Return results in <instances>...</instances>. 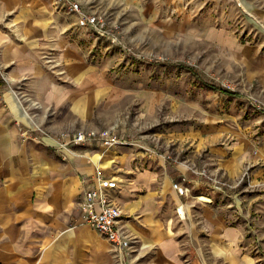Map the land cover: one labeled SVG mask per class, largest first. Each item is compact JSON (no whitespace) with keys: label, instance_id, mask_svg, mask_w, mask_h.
Masks as SVG:
<instances>
[{"label":"crops","instance_id":"1","mask_svg":"<svg viewBox=\"0 0 264 264\" xmlns=\"http://www.w3.org/2000/svg\"><path fill=\"white\" fill-rule=\"evenodd\" d=\"M144 1L81 0L97 8ZM77 20L76 13L56 10L53 0H0V264H264V254L253 253L264 252V159L246 151L197 159L195 150L184 155L163 142L172 158L158 159L149 156L144 138L129 133V141L111 147H58V134L115 120L109 111L117 79L106 60L92 59L78 32L91 31ZM48 55L60 64H47ZM118 130L123 138L125 128ZM98 170L117 181L108 192L133 238V248L120 256L86 222L81 205ZM239 182L261 186L245 196L259 214L254 237L244 220L228 221L224 208L213 205L216 196H227L222 205L237 207Z\"/></svg>","mask_w":264,"mask_h":264},{"label":"rangeland","instance_id":"2","mask_svg":"<svg viewBox=\"0 0 264 264\" xmlns=\"http://www.w3.org/2000/svg\"><path fill=\"white\" fill-rule=\"evenodd\" d=\"M137 5L100 8L111 13L108 27L116 42L78 31L92 59L106 60L117 79L118 97L109 111L115 120L101 129L125 128L124 135L157 148L158 159L170 153L164 146H178L182 154L195 150L197 159L213 153L215 161L246 151L262 161L264 0H145ZM45 60L54 68L60 64L57 55ZM122 139L129 141L126 135ZM241 182L232 198L237 207L222 205L227 196H216L213 205L224 208L228 221L244 220L254 237L259 214L245 196L261 186L242 187ZM254 251L264 254L262 248Z\"/></svg>","mask_w":264,"mask_h":264},{"label":"built area","instance_id":"3","mask_svg":"<svg viewBox=\"0 0 264 264\" xmlns=\"http://www.w3.org/2000/svg\"><path fill=\"white\" fill-rule=\"evenodd\" d=\"M53 5L59 11L76 13L79 27L86 28L97 36H105L112 42H116L117 37L108 27V22L111 19V13L108 10L93 6H83L81 0H53ZM20 129L23 135H27L28 130L23 126H20ZM37 129L41 133H45L41 127H37ZM116 130V128L112 127L104 129L92 128L88 130L79 129L71 133L58 134L54 138L59 148L70 151H72V146L74 145L88 144L111 147L124 141ZM29 136L36 138L38 135L30 134ZM150 151L149 156H156L158 153V149L155 147L151 148ZM164 156L171 158L169 151ZM205 171L206 169L203 168L202 172ZM244 175H247V171ZM95 179V183L86 185L81 201L82 207L86 210V222L105 236L117 252L122 254L124 251L133 248V238L121 225L122 209L112 200L108 192L110 188L116 187L117 181L110 176L101 174L99 170ZM173 187L181 194L186 192V187L179 181H175Z\"/></svg>","mask_w":264,"mask_h":264},{"label":"trees","instance_id":"4","mask_svg":"<svg viewBox=\"0 0 264 264\" xmlns=\"http://www.w3.org/2000/svg\"><path fill=\"white\" fill-rule=\"evenodd\" d=\"M207 86L210 87V88L220 89L222 92H225V93H228V94H233V95H239L240 96V93H238V92H234V91L226 89V88H220V87H217V86H215L213 84H208Z\"/></svg>","mask_w":264,"mask_h":264}]
</instances>
